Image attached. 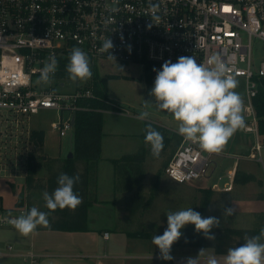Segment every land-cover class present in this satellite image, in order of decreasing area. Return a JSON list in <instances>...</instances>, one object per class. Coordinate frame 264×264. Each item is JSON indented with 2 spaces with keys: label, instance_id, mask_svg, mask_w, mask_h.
Here are the masks:
<instances>
[{
  "label": "built area",
  "instance_id": "2783aa9c",
  "mask_svg": "<svg viewBox=\"0 0 264 264\" xmlns=\"http://www.w3.org/2000/svg\"><path fill=\"white\" fill-rule=\"evenodd\" d=\"M150 4L158 6L155 13ZM154 15L160 19L152 22ZM108 37L115 62L141 65L152 84L153 69L161 70L166 61L193 56L199 63L212 54L220 55L228 74L245 85L242 131L253 142L243 157L264 171V136L259 133L253 105L264 79V0H0V127L25 125L30 141L32 117L52 111L58 119L51 127L61 137L72 138L75 113L90 110L80 101L94 94L91 83L73 92L62 91L71 80L58 77L60 60L78 47L92 65L114 61L100 50ZM50 55H55L58 68L52 83L45 85L38 81ZM0 137L1 154L6 142L3 130ZM180 137L165 168L167 176L181 184L210 179L217 167L212 157L217 153L204 152ZM2 161L0 157V171ZM235 178L236 172L228 171L211 188L230 192ZM27 212L26 207L9 209L0 204V230L15 229L7 220ZM14 256L24 264H40L44 257L35 250L16 254L10 244L0 249V258Z\"/></svg>",
  "mask_w": 264,
  "mask_h": 264
},
{
  "label": "rangeland",
  "instance_id": "374dc122",
  "mask_svg": "<svg viewBox=\"0 0 264 264\" xmlns=\"http://www.w3.org/2000/svg\"><path fill=\"white\" fill-rule=\"evenodd\" d=\"M260 44L258 43L257 47ZM90 67L93 78L75 83L67 81L66 87L61 90L73 92L76 88L85 87L92 80L100 83L104 79L107 82V95L120 109L113 112H104L103 132L106 135L104 144L113 156L121 157L127 154L135 155L139 153L145 155L143 172L147 191L144 193L143 201L144 204L149 200L154 201L151 211L156 216L167 217L166 213L168 212H175L189 207L199 212L202 209L204 199L207 198L203 217L213 215L217 218L220 217L219 227L227 225L235 228H249L254 226L255 222H257V225L260 223L264 225L263 213L260 210H258V214L249 213L253 210L248 208L256 206L253 199L260 198L261 182L255 180V182L248 184H238L233 192L224 194L228 198H223L220 203L222 192L206 189L219 175H226L233 166V159L213 155V162L218 164L213 179H198L181 184L167 176L165 166L181 140L177 131L178 122L166 110L159 109L154 103V98L149 94L154 84L147 80L144 68L141 65L104 61L90 64ZM35 80H38V77H35ZM237 82L238 86L235 91L243 99L244 115V107L247 104L245 101V85L242 79H237ZM145 101L150 102L147 108H144ZM142 110L150 113L144 121L138 119ZM57 119V113L52 111L43 112L32 117L30 131H45V141L41 148L34 146L29 141L27 126H19L18 128L15 126L0 127V130L5 132L4 139L6 141L0 154L4 163L2 171H0V204L5 208L10 209L18 207V205L27 209L36 207L40 211L46 208L43 193L47 192L45 189L47 179L54 173L61 174L63 172L65 159L72 151L70 136L61 137L60 133L51 127V123ZM148 124H151L152 128L163 137V149L159 157H154L150 151V146L145 143V129ZM250 137V135H245L242 129L237 130L223 150L229 153L236 152L242 144L248 145L250 149L253 142V137ZM30 157H34L36 171L33 176L34 182L29 187L26 177ZM77 164L79 170L82 171L84 164L81 162H77ZM241 166H245L244 162ZM251 166V168H255L256 174L264 182L260 165L254 162ZM214 169L215 165L211 167V172ZM240 170L246 171L244 168ZM262 190L264 191V187ZM232 200H238L239 205L245 207L248 205L247 209L241 211L240 208L238 209L240 213L234 210L233 215L223 216L224 207H231ZM255 215L259 216L255 219ZM52 217L56 219L58 216L54 214ZM23 236L16 229L0 230V242H7V244L11 242L16 245L17 242L23 241ZM16 261L12 258H0V264H17L19 261ZM20 264L23 263L20 262Z\"/></svg>",
  "mask_w": 264,
  "mask_h": 264
},
{
  "label": "clouds",
  "instance_id": "9594fccd",
  "mask_svg": "<svg viewBox=\"0 0 264 264\" xmlns=\"http://www.w3.org/2000/svg\"><path fill=\"white\" fill-rule=\"evenodd\" d=\"M150 7L155 13L157 5ZM113 12L117 9L113 8ZM159 16L151 19L159 20ZM151 25H149L150 27ZM114 45L106 38L102 52H108V58L115 61L110 54ZM66 71L72 82L87 81L92 77L90 61L86 52L80 48H73L69 55ZM58 68L55 55H50L44 67L40 70L39 81L50 85L52 77ZM156 72L154 86L150 95L154 103L161 110H166L178 122L177 131L186 141L197 144L207 153H219L237 130L243 129L245 118L243 115V99L235 91L237 80L229 75V68L218 54L207 57L205 62H197L193 56H181L175 63L166 61L161 70ZM145 101L144 108L149 106ZM150 113L142 110L138 116L141 121L146 120ZM145 143L150 146L154 157H159L163 149L162 135L148 124L145 129ZM80 177L61 173L57 177V187L51 192H44L45 207L50 211L57 209L75 210L83 201L75 191L74 186ZM234 214L232 207H224L223 216ZM167 227L162 235H153L152 242L160 251V258L171 260L172 245L181 235V229L186 225H194L197 233H202L206 239L215 240L212 229L220 226V219L202 215L192 207L175 212H168ZM48 214L32 207L26 214L8 219L20 234L28 236L38 226L49 227ZM208 249H200L195 258L189 257L186 264H199L201 258L206 264H221L214 254H208ZM222 264H264V228L259 235L245 236L239 246L231 247L222 257Z\"/></svg>",
  "mask_w": 264,
  "mask_h": 264
},
{
  "label": "crops",
  "instance_id": "0c3cea01",
  "mask_svg": "<svg viewBox=\"0 0 264 264\" xmlns=\"http://www.w3.org/2000/svg\"><path fill=\"white\" fill-rule=\"evenodd\" d=\"M105 136L104 133L101 158L90 164L91 181L87 192V200L90 202L87 212L88 229L86 231L37 229L32 234L23 236V241L17 242L16 245L11 242L8 244L0 242V249L10 244L13 245L16 254L35 250L44 255L40 264H186V260L189 257L195 258L200 249H208V254L216 255L222 264L224 255L216 254L212 248H171V260L160 258V251L153 244L152 236L163 234L167 227V219L165 220L167 217H158L151 211L154 201L149 200L144 204V193L147 191L144 183V162H120L116 165L113 160L130 154L121 157L113 156L104 144ZM238 148L236 152L229 153L222 150L215 155L234 160L232 168L228 171H235L237 174V170L241 171L240 169L244 168L246 171L241 172L254 174L256 181L261 182L260 193L264 196L262 190L264 182L256 174L255 168H251L254 162L243 157L249 151L248 145L242 144ZM80 162L84 164L83 168L86 167L85 162ZM243 162L244 167L241 166ZM216 170L210 179L216 175ZM260 170L264 175L262 168ZM220 176L225 177L221 174L218 178ZM218 178L206 189H212L211 186L218 182ZM225 181L224 178L219 182L220 190L224 187ZM237 185L234 183V188L230 192L212 190L222 192L220 203L223 198H228L224 194L233 192ZM253 200L255 207L239 205L238 200H232L231 207L236 212H239L240 208L241 211H244L248 207L253 210L249 213L255 214H258V210H260L264 216V198ZM258 216L255 215V219ZM213 217L215 216L213 215ZM256 226L257 222L249 228ZM223 227L228 226L224 225ZM143 232L150 235L147 237L135 236V234ZM105 233L109 234L108 238L104 237ZM12 259L19 261H16L17 264L23 263L19 256H14ZM199 264H206V259L201 258Z\"/></svg>",
  "mask_w": 264,
  "mask_h": 264
},
{
  "label": "trees",
  "instance_id": "16d2710c",
  "mask_svg": "<svg viewBox=\"0 0 264 264\" xmlns=\"http://www.w3.org/2000/svg\"><path fill=\"white\" fill-rule=\"evenodd\" d=\"M69 55L60 60V70L57 73L60 78H69L66 71V65L69 62ZM98 82L99 81L95 80H92L91 82L94 97L80 101L81 106L87 107L90 110L77 111L75 113L74 131L71 138L73 158L67 157L65 159L62 172L69 176L78 175L80 177V181L74 186V191L82 197L83 202L75 210L65 208L63 210L57 209L55 211H50L45 208L43 212L48 214L47 218L49 220V227L38 226L37 229L61 231H86L88 229L87 212L90 202L87 200V192L91 181L90 164L97 162L101 158L102 137L104 135V112H113L120 109L107 95V82L104 79L101 80L100 83ZM253 105L258 119L259 133L264 136V79L259 85L258 94L253 99ZM30 141L38 148L43 147L45 131L32 130ZM180 142L181 140L176 149ZM144 159L145 155L142 153L124 156L121 159L113 160V162L117 165L120 162H143ZM80 161L86 163V167H84L82 171H80L77 166V162ZM27 171V184L30 187L34 182L33 176L36 171L34 157L29 158V167ZM59 175V173H54L47 179V185L45 188L47 192L51 193L58 186L57 177ZM255 180L256 177L254 174L237 170L235 178L236 184H247ZM203 191L205 192L206 190L204 189ZM260 198H263V195H260ZM206 202L207 198L204 199L202 209L199 211L202 217L205 212ZM19 206L20 205H18V207ZM29 210L30 209H28V211ZM54 214H57L58 216L56 219L52 217ZM262 228H264V225L261 223L253 228L214 227L212 229V234H214L215 240H209L206 239L202 233H197L194 225H190L181 229L182 235L180 239L172 245V248H212L216 254L225 255L229 248L239 246L243 243L245 236L259 235ZM149 235L150 234L147 232L135 234V236L142 237H147Z\"/></svg>",
  "mask_w": 264,
  "mask_h": 264
},
{
  "label": "water",
  "instance_id": "95a60500",
  "mask_svg": "<svg viewBox=\"0 0 264 264\" xmlns=\"http://www.w3.org/2000/svg\"><path fill=\"white\" fill-rule=\"evenodd\" d=\"M68 158H73V152L72 151L69 153Z\"/></svg>",
  "mask_w": 264,
  "mask_h": 264
}]
</instances>
